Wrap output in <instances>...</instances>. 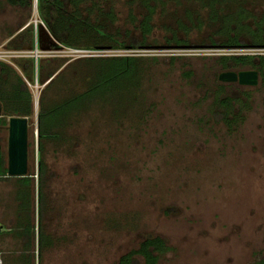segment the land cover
I'll list each match as a JSON object with an SVG mask.
<instances>
[{
  "label": "rangeland",
  "instance_id": "374dc122",
  "mask_svg": "<svg viewBox=\"0 0 264 264\" xmlns=\"http://www.w3.org/2000/svg\"><path fill=\"white\" fill-rule=\"evenodd\" d=\"M65 1L59 11L0 0V93L16 75L33 99L27 197L15 178L0 180V264H117L148 237L167 247L158 264L264 263V87L259 74L256 86L218 80L252 70L224 68L222 57L264 56V47H221L210 20L211 10L238 6L261 18L264 0H220L221 9L212 0ZM145 17L152 29L143 43L120 50L141 39ZM71 19L92 25L91 40L105 47H75L83 41ZM123 57L134 58V75L48 116L43 127L54 122L59 139L41 140L39 153V110L85 94L99 69ZM7 136L0 119L4 168Z\"/></svg>",
  "mask_w": 264,
  "mask_h": 264
},
{
  "label": "trees",
  "instance_id": "16d2710c",
  "mask_svg": "<svg viewBox=\"0 0 264 264\" xmlns=\"http://www.w3.org/2000/svg\"><path fill=\"white\" fill-rule=\"evenodd\" d=\"M7 3L14 7H29L31 5V0H6ZM42 2L48 4L49 6L55 7V9L62 11L65 8V0H41ZM73 4H77L79 0H70ZM227 1V0H226ZM231 1V0H230ZM235 1V0H232ZM217 4H222L220 0H212L210 2V6L213 8L214 6L217 9H221V7L217 6ZM220 10H211L210 11V20L212 23L218 26L216 30V35L223 38L221 47H225L227 49H236V48H246L248 47L246 44H249L250 47H264V16L261 18L250 17L248 16L243 8L238 6L237 11L233 14L231 13H222ZM62 13V12H61ZM64 13V12H63ZM63 13L61 14L62 19ZM152 12H150L151 15ZM251 18V20H249ZM70 20L68 23L71 26V31H73V26L76 25L75 35L77 36V40L81 37L83 41L80 49H89L96 50L98 47H105L104 44L101 43V39H98L97 35L91 40V36L93 31H96L94 27L90 24H87L86 21L82 22V24H75L76 20ZM63 22V20H58ZM140 28L142 31V37L140 40L133 42L131 45L124 46L118 45L120 50L127 49H136L143 43V38L145 35L151 32L152 26L150 23V18L145 17L141 24ZM100 30V29H99ZM69 32V36L67 38H62L67 42L72 40L73 32ZM78 31V33H77ZM246 31L249 33L250 42L247 43L242 40L239 35L240 32ZM102 32V31H101ZM71 38V39H69ZM96 38V40H95ZM211 43H216L211 40ZM176 43L179 44V41ZM102 45V46H101ZM105 49V48H99ZM110 64L107 66L106 70L99 69L96 74L97 81L92 88L88 89L85 94L72 98L70 100L64 101L63 103L49 109L43 110L40 109L38 112V129H37V140H38V152L41 153V140H55L59 139L57 134H53L51 129L54 128V122L51 125H48V130L46 131L43 127V123L48 116L52 117L58 114L61 110H68L74 102L81 103L84 98L89 96L90 98L96 97V94L104 93L110 91L115 85L120 84L124 80H128L135 73V63L133 57H123V58H113L109 60ZM222 66L225 68L227 62H231L233 67H249L252 70H256L260 76V84L264 87V56H251V55H232L230 57H222L221 58ZM227 68V67H226ZM0 71H3L0 66ZM14 80L9 79L10 88L7 84H2L6 89L4 93H0V104L2 106L3 116L1 119V125H7V119L9 117H21L29 119L32 116V104L33 99L30 91L26 88L25 84L22 80L13 75ZM7 81V80H6ZM49 136L50 138L46 137ZM37 189L39 192V198L42 194V189L44 187L45 182V165L41 160V157L38 160L37 167ZM11 178H6V168L3 167L2 158H0V180H8ZM21 184V186L26 189L25 192H22L19 197L21 201L24 198V195L27 197V188L30 186L31 181L33 180V174H28V177L25 178H15ZM30 195V193H29ZM22 204V203H21ZM23 226V225H22ZM21 226V227H22ZM26 227V225H24ZM30 226H27V228ZM167 247L165 243L160 238H152L148 237L144 239L138 246V249L131 250L128 253L122 255L117 264H140L137 262L136 257H140L142 262L141 264H158V255L165 253ZM264 264V263H262Z\"/></svg>",
  "mask_w": 264,
  "mask_h": 264
},
{
  "label": "water",
  "instance_id": "95a60500",
  "mask_svg": "<svg viewBox=\"0 0 264 264\" xmlns=\"http://www.w3.org/2000/svg\"><path fill=\"white\" fill-rule=\"evenodd\" d=\"M223 83H237L240 86H256L258 73L254 70L223 72L218 75ZM0 105V118L2 117ZM27 129L26 118L9 117L7 119V166L6 178H25L27 173Z\"/></svg>",
  "mask_w": 264,
  "mask_h": 264
},
{
  "label": "built area",
  "instance_id": "2783aa9c",
  "mask_svg": "<svg viewBox=\"0 0 264 264\" xmlns=\"http://www.w3.org/2000/svg\"><path fill=\"white\" fill-rule=\"evenodd\" d=\"M77 51H75L74 53H76ZM77 53H82V52H77ZM31 55V54H30ZM32 57L31 58H33L35 61L37 60V59H39V57H40V55H39V53L37 52V51H35V52H33V54L31 55ZM4 56L3 55H0V58H3Z\"/></svg>",
  "mask_w": 264,
  "mask_h": 264
},
{
  "label": "flooded vegetation",
  "instance_id": "af4514ba",
  "mask_svg": "<svg viewBox=\"0 0 264 264\" xmlns=\"http://www.w3.org/2000/svg\"><path fill=\"white\" fill-rule=\"evenodd\" d=\"M0 105H1V104H0ZM1 110H2V106H1ZM2 114H3V111H2ZM2 114H1V115H2ZM2 116H3V115H2ZM1 118H2V117H1Z\"/></svg>",
  "mask_w": 264,
  "mask_h": 264
}]
</instances>
